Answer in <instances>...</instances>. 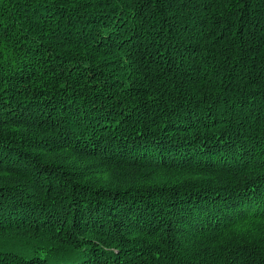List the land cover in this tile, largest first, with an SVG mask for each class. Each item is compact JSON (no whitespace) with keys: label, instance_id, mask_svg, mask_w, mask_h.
Returning <instances> with one entry per match:
<instances>
[{"label":"trees","instance_id":"trees-1","mask_svg":"<svg viewBox=\"0 0 264 264\" xmlns=\"http://www.w3.org/2000/svg\"><path fill=\"white\" fill-rule=\"evenodd\" d=\"M0 264H264V0H0Z\"/></svg>","mask_w":264,"mask_h":264}]
</instances>
